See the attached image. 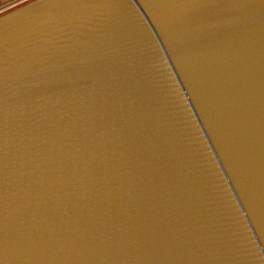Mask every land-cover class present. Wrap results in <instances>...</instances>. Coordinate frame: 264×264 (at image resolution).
<instances>
[{
  "label": "water",
  "instance_id": "water-1",
  "mask_svg": "<svg viewBox=\"0 0 264 264\" xmlns=\"http://www.w3.org/2000/svg\"><path fill=\"white\" fill-rule=\"evenodd\" d=\"M29 3L0 15L14 238L39 229L88 248L45 264H264L260 0H97L25 120L23 35L60 16Z\"/></svg>",
  "mask_w": 264,
  "mask_h": 264
},
{
  "label": "snow or ice",
  "instance_id": "snow-or-ice-1",
  "mask_svg": "<svg viewBox=\"0 0 264 264\" xmlns=\"http://www.w3.org/2000/svg\"><path fill=\"white\" fill-rule=\"evenodd\" d=\"M260 2L264 5V0ZM96 3L97 0H30L29 4L23 5V9L35 7L60 14L57 22L43 35L35 34L34 30L23 35L24 46L16 69V79L22 90L23 111L19 115L25 120L35 113H42V109L47 107V100L42 93L57 86L61 82L59 73L68 67L54 59L63 48L61 40L84 24L87 18L85 10ZM161 3L170 6L169 0H161ZM10 35L8 26L0 24V264H45L50 259L84 255L88 251L86 245L61 243L39 229L15 238L10 231L7 188L9 98L6 91L12 66L9 58ZM28 140L31 141L32 137H28ZM25 146L32 147V144L27 143ZM54 247L57 248L56 254L49 255L46 249Z\"/></svg>",
  "mask_w": 264,
  "mask_h": 264
},
{
  "label": "built area",
  "instance_id": "built-area-1",
  "mask_svg": "<svg viewBox=\"0 0 264 264\" xmlns=\"http://www.w3.org/2000/svg\"><path fill=\"white\" fill-rule=\"evenodd\" d=\"M27 1H30V0H10L9 2L0 4V15L10 11L11 9L17 6H20L26 3Z\"/></svg>",
  "mask_w": 264,
  "mask_h": 264
},
{
  "label": "crops",
  "instance_id": "crops-1",
  "mask_svg": "<svg viewBox=\"0 0 264 264\" xmlns=\"http://www.w3.org/2000/svg\"><path fill=\"white\" fill-rule=\"evenodd\" d=\"M6 1H8V0H0V4L4 3Z\"/></svg>",
  "mask_w": 264,
  "mask_h": 264
},
{
  "label": "rangeland",
  "instance_id": "rangeland-1",
  "mask_svg": "<svg viewBox=\"0 0 264 264\" xmlns=\"http://www.w3.org/2000/svg\"><path fill=\"white\" fill-rule=\"evenodd\" d=\"M10 0L6 1V2H9Z\"/></svg>",
  "mask_w": 264,
  "mask_h": 264
},
{
  "label": "flooded vegetation",
  "instance_id": "flooded-vegetation-1",
  "mask_svg": "<svg viewBox=\"0 0 264 264\" xmlns=\"http://www.w3.org/2000/svg\"><path fill=\"white\" fill-rule=\"evenodd\" d=\"M5 3V2H4Z\"/></svg>",
  "mask_w": 264,
  "mask_h": 264
}]
</instances>
